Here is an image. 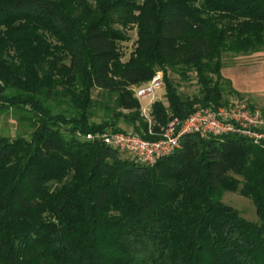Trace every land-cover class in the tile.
Masks as SVG:
<instances>
[{"label":"trees","instance_id":"trees-1","mask_svg":"<svg viewBox=\"0 0 264 264\" xmlns=\"http://www.w3.org/2000/svg\"><path fill=\"white\" fill-rule=\"evenodd\" d=\"M263 54L264 0H0V113L29 131L0 135V264H264V143L187 135L147 166L80 136L123 124L158 140L138 87L163 73L157 133L232 103L223 68Z\"/></svg>","mask_w":264,"mask_h":264},{"label":"built area","instance_id":"built-area-1","mask_svg":"<svg viewBox=\"0 0 264 264\" xmlns=\"http://www.w3.org/2000/svg\"><path fill=\"white\" fill-rule=\"evenodd\" d=\"M165 89L164 75L157 72L146 84L135 90L141 102L148 100V107H142L147 115L152 105L159 100L158 93ZM194 112L184 121H171L158 140H147L133 131H97L80 135L82 139L98 142L125 153L135 162L154 166L159 160L175 153L187 135H198L202 139L238 135L249 139L256 145L264 143V109L245 102H233L227 106L196 105ZM150 115V114H149Z\"/></svg>","mask_w":264,"mask_h":264},{"label":"rangeland","instance_id":"rangeland-1","mask_svg":"<svg viewBox=\"0 0 264 264\" xmlns=\"http://www.w3.org/2000/svg\"><path fill=\"white\" fill-rule=\"evenodd\" d=\"M135 27V26H134ZM128 36L129 38L124 41L120 46L123 53L122 61L126 62L130 58L132 52L135 49V42L137 40L136 35V29H129L128 30ZM175 81H177L180 84V90L183 94L193 96L198 93V84L195 80V78L191 81H182L179 79L178 76L172 75L171 76ZM158 98L162 101V98H165V89L158 93ZM142 107H148V100H142L141 101ZM151 110V108H150ZM150 110H147V115H145L146 121L149 123V134L151 136L155 137H163V134L165 130L161 128L159 132L155 133L152 131L153 126L155 125L153 120L150 117ZM144 110L142 109V113ZM13 109H6L5 112L0 113V135L1 136H8L11 138H15L16 136L20 134H26L28 133V128L25 125H20L14 118ZM122 126L125 129H128V131H131L130 128L123 125ZM124 157H129L125 153H122ZM131 158V157H130ZM222 202L225 205H228L234 209H236L238 212H240L241 216L256 222L258 220L256 215V208L252 201L244 196H241L237 193L233 192H225L222 196Z\"/></svg>","mask_w":264,"mask_h":264},{"label":"crops","instance_id":"crops-1","mask_svg":"<svg viewBox=\"0 0 264 264\" xmlns=\"http://www.w3.org/2000/svg\"><path fill=\"white\" fill-rule=\"evenodd\" d=\"M222 76L237 92L231 97L232 103L245 102L264 109V54L226 65Z\"/></svg>","mask_w":264,"mask_h":264}]
</instances>
